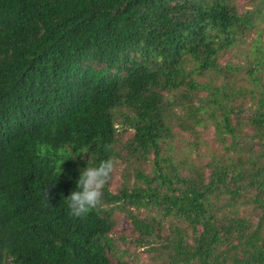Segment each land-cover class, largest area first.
Segmentation results:
<instances>
[{
	"label": "trees",
	"instance_id": "16d2710c",
	"mask_svg": "<svg viewBox=\"0 0 264 264\" xmlns=\"http://www.w3.org/2000/svg\"><path fill=\"white\" fill-rule=\"evenodd\" d=\"M248 5L0 0V264H132L113 258L116 208L138 243L186 225L170 264H264V0ZM210 127L224 150L201 165ZM109 157L118 188L113 172L70 215Z\"/></svg>",
	"mask_w": 264,
	"mask_h": 264
},
{
	"label": "rangeland",
	"instance_id": "374dc122",
	"mask_svg": "<svg viewBox=\"0 0 264 264\" xmlns=\"http://www.w3.org/2000/svg\"><path fill=\"white\" fill-rule=\"evenodd\" d=\"M238 2L242 8H249L250 6L248 4L252 3V0H238ZM253 36L254 34H252V37ZM225 59H227V56H225ZM205 79L203 78V80ZM126 137L127 136L124 135L123 140L127 139ZM200 137L207 145L200 146L199 148L200 161L198 163L204 165L210 160V154L223 153L224 149L214 138L213 128L210 127L209 129L202 131ZM178 139L179 143H182L183 138L181 135L178 136ZM121 166H116L114 169V177L110 181V188L112 191H115L119 186V173L121 171ZM208 170L209 169H206V172H208ZM142 210L138 213L141 217H152L156 214V211L154 210ZM114 211L116 224L110 233V236L114 240L113 250L118 255L114 256V259L115 257L121 256L132 264H170L164 248H161L163 246V239L170 234V230L174 225L186 228V225L182 221H178L174 217L164 218L163 221H161L162 229L159 232L160 237L150 238V243H147L146 239V242L142 241V244L138 243L137 239L140 238L139 234L133 230L132 224L127 218L126 213L120 208H116Z\"/></svg>",
	"mask_w": 264,
	"mask_h": 264
},
{
	"label": "clouds",
	"instance_id": "9594fccd",
	"mask_svg": "<svg viewBox=\"0 0 264 264\" xmlns=\"http://www.w3.org/2000/svg\"><path fill=\"white\" fill-rule=\"evenodd\" d=\"M87 153V152H83ZM115 169V161L109 157L97 166H88L81 172L77 181V190L68 197L69 214L84 217L102 206L103 192ZM61 167L59 168V173ZM48 197V190L46 193Z\"/></svg>",
	"mask_w": 264,
	"mask_h": 264
}]
</instances>
